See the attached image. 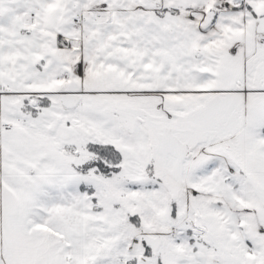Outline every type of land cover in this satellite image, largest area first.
<instances>
[{"label": "snow or ice", "instance_id": "1", "mask_svg": "<svg viewBox=\"0 0 264 264\" xmlns=\"http://www.w3.org/2000/svg\"><path fill=\"white\" fill-rule=\"evenodd\" d=\"M0 264H264V0H0Z\"/></svg>", "mask_w": 264, "mask_h": 264}]
</instances>
